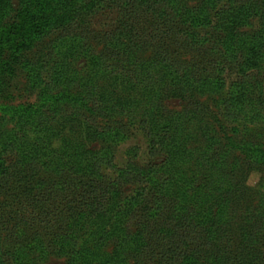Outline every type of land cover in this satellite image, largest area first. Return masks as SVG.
I'll return each instance as SVG.
<instances>
[{
	"label": "rangeland",
	"instance_id": "374dc122",
	"mask_svg": "<svg viewBox=\"0 0 264 264\" xmlns=\"http://www.w3.org/2000/svg\"><path fill=\"white\" fill-rule=\"evenodd\" d=\"M157 22L166 32L153 39ZM261 39L262 58L251 64ZM175 76L189 84L175 89ZM88 85L125 110L97 116L80 106ZM263 116L264 0H0V264H154L132 248L119 252L123 225L110 235L113 216L97 220L100 202L78 200L93 180V154L108 146L116 167H103L99 180L116 179L131 163L163 166L165 145L151 142L156 132L143 128L146 120L182 125L189 154L178 164L198 180L187 187L191 197L204 183L197 157L214 147L223 179L238 190L230 211L246 222L264 211ZM95 122L98 133L113 126L122 138L95 135ZM138 183H120L121 197ZM136 223L124 225L132 233Z\"/></svg>",
	"mask_w": 264,
	"mask_h": 264
},
{
	"label": "trees",
	"instance_id": "16d2710c",
	"mask_svg": "<svg viewBox=\"0 0 264 264\" xmlns=\"http://www.w3.org/2000/svg\"><path fill=\"white\" fill-rule=\"evenodd\" d=\"M68 5L69 3L65 2L63 8L72 9L73 5ZM195 20L202 22L207 20V17L199 16ZM234 22L239 24L241 17L237 16ZM162 28L164 27L159 28L158 23L148 36L153 39L159 37L157 34L166 32ZM135 30L136 28L131 26L127 32L132 34ZM73 40L77 45L80 44L77 37ZM227 40L229 39L224 41ZM228 43L226 44L228 45ZM73 44L75 45V43ZM261 48H263L262 39L254 41L251 45V57H249L251 64H256L258 59L262 58ZM72 49L69 54L74 53H71ZM158 55L159 53H155L156 59ZM157 60L159 61V59ZM139 75L140 72L137 76ZM174 78L177 82L174 85L175 89L189 84L188 78L184 79L180 76ZM131 81L133 80L131 79ZM203 86L204 84L201 87ZM82 94L84 102L80 106L87 107L89 112L97 116H105L108 113L112 115V112L122 113L123 108L124 110L126 108L124 104H121L124 106L121 107L116 103H111L103 93H98L97 88L93 85L85 87ZM161 94L162 92H157L156 97L159 98L162 96ZM244 94L248 96V93ZM47 98L48 96L45 100ZM99 100H101V104H99ZM89 101L94 107L86 104ZM51 106L53 107L52 113L58 117L63 108L58 102H52ZM117 106H120L119 111H116ZM63 114L59 117H62ZM260 114L258 111L256 118L261 117ZM262 118L264 120V116ZM144 123H146L143 127L145 130L156 132L155 139H151V142L165 145L167 156L163 166L157 169L153 166L131 163L128 167L119 170L116 179L99 180L97 178L105 179L102 173L103 167H116L111 157L112 151L108 146L100 152V155L93 154L94 162L90 165V175L93 176L92 183L90 182L89 186L84 185L85 190L78 198L80 205L89 206L90 203L94 205L100 202V206H97L98 211L94 214L95 219H102L107 213L106 211L111 214V218L113 216L110 226L114 231L110 235L115 231L119 232V228L122 229L123 225L122 231L125 235H121L119 238L117 245L119 252L132 248L136 252H140L146 259L152 260L154 264H264V251L261 249L264 247V211L253 214L246 219V222L238 221L234 217L233 211H230L232 209L230 202L237 204L236 198H233L236 189H233L223 179L225 160L221 161L218 157L219 153L213 152L214 147L211 145L197 157L198 167L205 170L202 172L204 183L196 187V192L191 197L187 192V187H194L198 180L195 178L196 176L192 178L185 176L187 174L185 167L178 164L188 153L185 152L186 148L181 142L182 125L174 117H169L166 121L158 124L154 119L146 120ZM96 126H99L97 122L92 128L95 135L101 134L114 142L122 138L121 130L117 127L110 126L108 130L98 133ZM151 131L148 132L151 134ZM169 139L170 141H168ZM72 148L75 149V147ZM182 153L183 156H181ZM163 172L166 177H162L161 173ZM131 179L135 183L139 182L138 186L134 195H127L123 198L119 191L120 183ZM111 188L115 190V193L111 191ZM213 190H219L221 195L213 194ZM106 193H111L115 198L110 201ZM194 202H200L198 208L194 206ZM103 203L108 206L104 212L101 209ZM135 212L140 214L135 216L137 228L130 233L125 228L124 222L126 218H135L133 216ZM23 250L25 251L24 248ZM94 255L87 251L84 258L86 261H91L90 258ZM96 258L99 256L96 255L94 259Z\"/></svg>",
	"mask_w": 264,
	"mask_h": 264
}]
</instances>
